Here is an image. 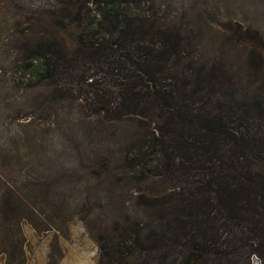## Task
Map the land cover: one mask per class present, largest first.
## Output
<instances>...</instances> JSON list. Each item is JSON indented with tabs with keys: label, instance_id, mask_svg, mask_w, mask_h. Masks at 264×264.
Instances as JSON below:
<instances>
[{
	"label": "trees",
	"instance_id": "16d2710c",
	"mask_svg": "<svg viewBox=\"0 0 264 264\" xmlns=\"http://www.w3.org/2000/svg\"><path fill=\"white\" fill-rule=\"evenodd\" d=\"M53 1L27 19L30 32L16 39L21 59L38 60L44 79L72 75L90 87L89 106L101 121L133 116L153 124L158 136L137 148L143 160L120 157L126 171L140 174L128 179L135 199L166 174H175L180 185L150 195L154 223L147 228L134 211L122 215L130 199L117 195L112 212L108 185L114 195L120 179L101 156L94 161L100 170L92 173L102 192L84 187L86 192L70 194L81 192V183L73 174L50 171L31 184L43 188L32 201L56 210L72 206L71 217L80 218L97 244V264H237L235 255H256L264 264V113L251 111L259 106L254 92L224 84V75L192 59L195 38L184 14L169 11L173 0ZM229 33L237 40L258 36L240 24ZM250 60L264 59L252 51ZM238 92L244 97L238 99ZM188 165L203 168V178L193 182ZM9 198L2 212L11 214L3 220L48 229L34 216L18 214V196Z\"/></svg>",
	"mask_w": 264,
	"mask_h": 264
},
{
	"label": "rangeland",
	"instance_id": "374dc122",
	"mask_svg": "<svg viewBox=\"0 0 264 264\" xmlns=\"http://www.w3.org/2000/svg\"><path fill=\"white\" fill-rule=\"evenodd\" d=\"M53 3L0 0V264H97V244L80 218L71 217L72 206L56 210L32 201L33 195L43 192V188L31 184L50 171L55 175L73 174L81 183L77 184L82 185L81 192L70 194L84 193V187L96 194L102 192L97 189L103 183L96 185L97 178L92 173L100 170L94 165L95 156H101V161L109 160L114 178L120 179L113 185L114 195L108 185L112 212L118 205L117 195L125 201L130 199V208L122 209V215L128 209L134 211L146 228L154 223V199L150 195L170 192L180 185L175 174H166L164 180L145 186L142 200L135 199L136 191L128 179L139 178L140 174L126 171L127 164H120V157L128 156L133 163L142 159L137 148H144L158 136L153 124L133 116L101 121L89 106L90 87L72 75L61 81L44 79L38 60L21 59L16 39L30 32L27 19L33 12L49 5L51 8ZM169 11L177 16L183 13L186 18L195 38L192 59L211 74L214 70L215 74L224 75V84L253 91L259 109L252 106L251 111L254 115L264 113V60L261 64L250 60L252 51L264 59V0H173ZM239 24L257 31L258 39L254 34L243 40L233 38L229 30ZM118 82L115 79L113 84ZM240 97L244 95L238 92L237 98ZM73 162L75 165L71 166ZM188 166L187 175L193 182L206 173L203 168ZM86 172L89 174L83 178ZM52 188L49 185V192ZM12 194L19 197L13 205L21 203L16 208L22 211L18 214L34 216L38 227L45 225L48 229L38 230L28 220L19 224L3 220L1 215L11 214L2 210L7 209L6 201ZM235 260L237 264H262L256 255L247 259L235 255Z\"/></svg>",
	"mask_w": 264,
	"mask_h": 264
}]
</instances>
